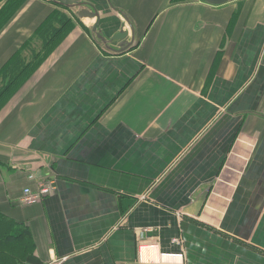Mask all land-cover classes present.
I'll return each instance as SVG.
<instances>
[{
	"label": "crops",
	"instance_id": "crops-1",
	"mask_svg": "<svg viewBox=\"0 0 264 264\" xmlns=\"http://www.w3.org/2000/svg\"><path fill=\"white\" fill-rule=\"evenodd\" d=\"M54 11L74 27L49 51ZM96 24L129 35L105 43ZM47 51L0 110V212L38 264H157L144 241L186 264H264V0H26L0 69ZM38 181L52 191L22 204Z\"/></svg>",
	"mask_w": 264,
	"mask_h": 264
},
{
	"label": "trees",
	"instance_id": "trees-1",
	"mask_svg": "<svg viewBox=\"0 0 264 264\" xmlns=\"http://www.w3.org/2000/svg\"><path fill=\"white\" fill-rule=\"evenodd\" d=\"M25 1L26 0H8L6 2L0 10V32ZM54 20L62 22V26L58 27L59 36L56 37L57 39L53 38L55 35L52 37L47 33L49 29H51L50 22ZM45 26H43V28L45 27V39L47 41L45 47L49 46L47 49L51 51L61 40L66 38L70 30L73 29L74 23H72L65 14H62L60 11H54L45 22ZM42 34L41 36H43ZM49 51L40 58L39 55H36V60L38 61L32 65L24 63L25 66L23 64L25 58L21 56V54L16 53L3 68L0 69V77L3 80V85L0 86V110L24 85L33 72L32 70H35L45 56H47ZM21 64L23 65L20 68ZM35 246L34 237L27 226L16 222L14 219L0 212V264H38L39 262L34 255Z\"/></svg>",
	"mask_w": 264,
	"mask_h": 264
},
{
	"label": "built area",
	"instance_id": "built-area-1",
	"mask_svg": "<svg viewBox=\"0 0 264 264\" xmlns=\"http://www.w3.org/2000/svg\"><path fill=\"white\" fill-rule=\"evenodd\" d=\"M29 179L38 180L36 173L29 175ZM53 187L50 184L38 181L37 188L34 190L31 187H26L21 197L22 204H34L38 201H41L45 195L49 194L52 191ZM143 242V241H141ZM177 243L181 244V241L177 240ZM144 250L151 251L152 253H157V264H186L185 262V252L184 250L180 252H160L159 245L153 241H144L139 246V255L142 259L144 258Z\"/></svg>",
	"mask_w": 264,
	"mask_h": 264
},
{
	"label": "water",
	"instance_id": "water-1",
	"mask_svg": "<svg viewBox=\"0 0 264 264\" xmlns=\"http://www.w3.org/2000/svg\"><path fill=\"white\" fill-rule=\"evenodd\" d=\"M207 1L208 3H211V4H216V5H219V4H224L230 0H205ZM79 15L81 17H86V16H91V17H94V16H98L99 14L97 13V11H92L90 12L88 8H82ZM93 30L94 31H97V35L100 39H102L105 43L106 42H110L111 44H114V45H117L119 43V41H123L126 40V38L128 37L129 35V31H123V29L119 32H117L115 35H113V37L110 39V41H107L104 36L102 35V33H100V30L97 29V24L94 25L93 27ZM129 46V43H122L121 46Z\"/></svg>",
	"mask_w": 264,
	"mask_h": 264
},
{
	"label": "bare ground",
	"instance_id": "bare-ground-1",
	"mask_svg": "<svg viewBox=\"0 0 264 264\" xmlns=\"http://www.w3.org/2000/svg\"><path fill=\"white\" fill-rule=\"evenodd\" d=\"M146 251L144 250V255H145Z\"/></svg>",
	"mask_w": 264,
	"mask_h": 264
}]
</instances>
